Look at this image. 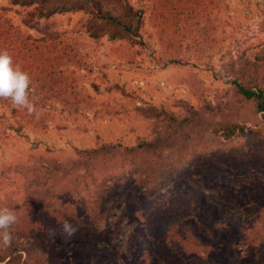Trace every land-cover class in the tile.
<instances>
[{
	"label": "trees",
	"instance_id": "16d2710c",
	"mask_svg": "<svg viewBox=\"0 0 264 264\" xmlns=\"http://www.w3.org/2000/svg\"><path fill=\"white\" fill-rule=\"evenodd\" d=\"M151 1L157 5L156 11L162 13L158 17L164 15L180 24L179 32L172 35L174 40L177 38L175 42L160 39L170 50L180 48V41L189 39L188 34L220 2ZM9 2L19 7L33 6L26 16L46 20L42 25L35 21L37 38L26 36L0 6V51H7L13 65L28 74L29 100L39 112L48 101L67 102L70 91L59 68L70 62L72 50L48 22L53 15L83 10L90 16L87 30L93 39L106 35L114 41L141 42L142 11L134 10L129 0ZM168 54L164 64H186L185 59ZM224 68L231 76L230 85L214 102L207 99L203 90L193 87L195 105L182 102L178 112L153 106L144 108L142 117L153 124L151 141L141 139L135 147L104 143L77 150L75 158L66 161L38 155L31 158L32 167L10 164L15 171L28 169L30 178L24 186L34 192H26L17 203L10 200L6 203L5 208L16 213L18 222L12 228V246L0 252V264H54L52 253L61 251L67 242L91 240V233L102 222L107 225L109 212L104 206L111 194L118 200L124 189L137 188L151 197L169 178L181 177L195 165L205 163L219 173L220 165L247 166L242 163L253 158L249 155L251 151L264 153V46L251 57L238 55L229 59ZM0 108L17 122L30 123L36 119L10 100H0ZM0 117L4 119L5 113ZM256 157L248 165L256 167L264 160L263 155L259 160ZM206 209L200 197L186 192L184 199H171L163 211L137 215L139 254L132 264H174L188 260L187 264H240L236 258L240 245L264 251V205L240 215L237 221L222 223L215 221L211 213H204ZM65 220L78 228L74 236L61 233L60 226ZM220 233L231 235L228 240H218L216 235Z\"/></svg>",
	"mask_w": 264,
	"mask_h": 264
},
{
	"label": "rangeland",
	"instance_id": "374dc122",
	"mask_svg": "<svg viewBox=\"0 0 264 264\" xmlns=\"http://www.w3.org/2000/svg\"><path fill=\"white\" fill-rule=\"evenodd\" d=\"M129 4L142 11L141 42L137 44L110 40L106 35L93 39L87 30L90 16L83 10L48 19L72 50L70 62L59 68L70 90L68 101H48L39 119L30 123L17 122L0 108V115H6L0 117V208L34 192L24 186L30 178L28 169L15 171L10 164L32 167L31 158L38 155L66 161L75 158L77 150L104 143L135 147L141 139L151 141L153 124L142 117L144 108L178 112L182 102L196 104L191 95L195 88L214 102L230 85L225 63L238 55L251 57L264 46V0H220L207 12L208 18L188 34L189 39L173 50L160 39L175 42L172 35L179 32L180 24L164 15L158 17L162 13L151 0H129ZM0 6L22 34L38 37L35 21L42 25L46 20L26 16L33 6L19 7L9 0H0ZM105 10L112 12L109 6ZM112 16L116 14L112 12ZM168 53L185 59L186 64H164ZM249 155L259 160L264 153L251 151ZM249 161L242 163L247 164L244 167L220 165L219 173L205 163L195 165L181 177L169 178L151 197L137 188L124 189L118 200L112 194L107 196V225L102 222L91 233V240L67 242L61 251L52 253L54 264H132L139 254L137 215L163 211L171 199H184L186 192L200 197L207 208L204 213H211L215 221H237L240 215L264 205V160L256 167L248 165ZM230 235L220 233L216 238ZM236 258L240 264H264V251L240 245Z\"/></svg>",
	"mask_w": 264,
	"mask_h": 264
},
{
	"label": "clouds",
	"instance_id": "9594fccd",
	"mask_svg": "<svg viewBox=\"0 0 264 264\" xmlns=\"http://www.w3.org/2000/svg\"><path fill=\"white\" fill-rule=\"evenodd\" d=\"M31 80L19 66L13 65L12 57L7 51H0V100H10L14 106L26 109L27 114L39 119L40 112L29 100ZM18 222L16 213L8 208H0V252L12 246V228ZM60 231L67 237L74 236L78 228L65 220ZM53 235L55 234L53 230Z\"/></svg>",
	"mask_w": 264,
	"mask_h": 264
}]
</instances>
